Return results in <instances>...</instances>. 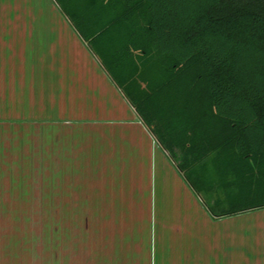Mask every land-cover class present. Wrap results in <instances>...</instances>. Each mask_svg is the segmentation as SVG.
<instances>
[{
  "label": "rangeland",
  "instance_id": "obj_1",
  "mask_svg": "<svg viewBox=\"0 0 264 264\" xmlns=\"http://www.w3.org/2000/svg\"><path fill=\"white\" fill-rule=\"evenodd\" d=\"M6 6L0 0V11ZM83 54L80 50V60L99 62L90 50ZM13 57V80L0 81V199L41 188L46 210L0 208V264L221 263L217 226L207 223L214 219L201 201L213 196L197 195L159 147L147 146L139 128L127 126L130 112L124 113L123 102L130 105L113 83L111 89L93 66H80L78 71L87 73L78 75V110L103 99L101 105L119 107L121 114L115 118L93 109V114L69 115L61 106L67 102L65 90L55 82L58 69L39 67L34 53L31 64L17 65L30 59L28 53L0 51V72L10 71L6 64ZM44 171L46 179L38 178ZM23 175L37 178H15ZM102 194L105 205L89 213L105 219L106 233L88 257L86 209ZM239 218L240 224L255 220L240 227L247 230L263 220L264 211ZM243 240L240 264H246Z\"/></svg>",
  "mask_w": 264,
  "mask_h": 264
},
{
  "label": "trees",
  "instance_id": "obj_2",
  "mask_svg": "<svg viewBox=\"0 0 264 264\" xmlns=\"http://www.w3.org/2000/svg\"><path fill=\"white\" fill-rule=\"evenodd\" d=\"M212 219L264 209V0H54Z\"/></svg>",
  "mask_w": 264,
  "mask_h": 264
},
{
  "label": "crops",
  "instance_id": "obj_3",
  "mask_svg": "<svg viewBox=\"0 0 264 264\" xmlns=\"http://www.w3.org/2000/svg\"><path fill=\"white\" fill-rule=\"evenodd\" d=\"M6 1L7 9L0 11V51L28 53L30 59L27 58V60L25 59L24 61L23 59H21V61L17 60V65L19 64L26 67L25 62L27 64H31V56L32 53H34L37 55L36 60H38L37 65L39 67L57 68L58 71L56 72L57 77L55 82H61L60 91L64 89L65 92H61H63L67 98V102L63 103L61 106L63 107V110H65L69 115H72L73 112L77 113L78 111L85 112L84 114H93V109H95V111L101 112L104 115L107 112L111 113V115H114L112 117H119L121 114V109L119 107H114L112 104L111 106L107 105L106 102L101 105V101L103 99L91 101V105L92 102L96 103V106H91V109L78 110L77 99L79 96L77 95V89L80 88L77 86L78 75H85L87 73L84 71H78L80 66H93V70L97 69L96 71L101 73L103 80H105L106 83H111L112 85V82L109 80V77L105 73L104 69L95 58H87L83 60L78 58L80 50L86 55L88 48L74 30L68 16H66L65 13L60 10L58 4L54 0ZM19 58L20 57L18 55L17 59ZM14 59L15 58L13 57V59L8 58L7 60L6 67L9 68L10 71L2 70V72H0L1 83L4 82L2 81L4 78H9V74L13 75ZM79 62L82 64H79ZM9 79L11 81L13 80L12 77ZM111 85L110 87L112 89V86L114 87V85ZM39 89H41V87H39ZM91 91L94 92V90ZM40 95H42V98L44 97V93ZM91 98L93 100L94 96L92 95ZM123 105L124 113L126 114V112H130V119H128L129 121L127 126L132 125L138 127L142 136L145 137L147 146L152 144V146L156 147V149L159 147L158 150L161 151H159V153L167 157L161 147L154 141V139L152 138L153 140H151L150 134L148 133L147 129L144 128L143 124L138 122V118L135 116L133 109L129 106H125L124 102ZM36 176L37 175H28L24 177L23 175L21 177L16 176L15 178L33 179L37 178ZM38 178L46 179V172H42V176ZM39 185L41 186L40 183ZM39 189L41 188H35L32 190L25 189V191H19L20 193H11V196H9V193H5V196L0 199V208H6L8 210V207L6 206H9V208L13 211L46 210V207L42 206L46 201V192L43 193L44 191H39ZM97 198V202L92 203L90 199L88 208L86 209L89 216L87 229L88 257L91 253H95V248L98 247L97 245L101 244V239L102 237H105L106 233L104 229L105 219H101L100 221V219L95 218L94 214L91 216L89 213L98 209L96 205H105L103 194L102 196L99 195ZM51 202L52 204H56V201L54 200ZM72 206L73 203L70 208H73ZM99 210L103 211L102 208H99ZM256 211L263 212L264 209ZM248 213L250 212L234 217L213 220V222H207L208 224L217 226L215 236H217L216 240H219L221 243L216 249V255L217 258L221 260L220 264H223V262L226 264L231 261H234L235 264H240V239H244L243 241L246 242V254L244 258L241 257L245 260L246 264H264V218L263 220L259 221L257 226L252 227L257 229L247 228V230H240V227L244 224L253 226L255 223V220H246L243 222L244 224L239 223V217L245 216Z\"/></svg>",
  "mask_w": 264,
  "mask_h": 264
}]
</instances>
